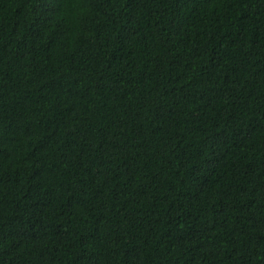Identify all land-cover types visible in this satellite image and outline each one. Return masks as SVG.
I'll return each mask as SVG.
<instances>
[{"label":"trees","instance_id":"16d2710c","mask_svg":"<svg viewBox=\"0 0 264 264\" xmlns=\"http://www.w3.org/2000/svg\"><path fill=\"white\" fill-rule=\"evenodd\" d=\"M0 264H264V0H0Z\"/></svg>","mask_w":264,"mask_h":264}]
</instances>
